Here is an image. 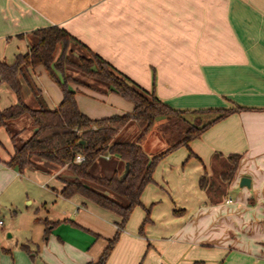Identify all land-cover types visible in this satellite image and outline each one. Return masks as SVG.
I'll use <instances>...</instances> for the list:
<instances>
[{
	"label": "crops",
	"instance_id": "obj_1",
	"mask_svg": "<svg viewBox=\"0 0 264 264\" xmlns=\"http://www.w3.org/2000/svg\"><path fill=\"white\" fill-rule=\"evenodd\" d=\"M48 25L64 28L173 108H243L163 156L122 227L114 211L60 193L71 176L66 164L40 159L22 173L7 166L13 147L30 135L25 117L7 121L0 127V264H93L114 234L103 264H264V0H0V60L25 54L27 34ZM60 51L58 45L54 58ZM27 70L54 109L62 97L57 83L42 65ZM68 73L76 106L89 118L131 111L132 103L104 84ZM19 82L22 100L36 107L30 87ZM15 101L0 82V109ZM138 132L131 122L115 140ZM149 132L143 149L164 148ZM214 153L239 158L225 193L211 202L198 179L221 163ZM119 169L109 154L89 167L105 176ZM242 177L248 186L239 185Z\"/></svg>",
	"mask_w": 264,
	"mask_h": 264
},
{
	"label": "trees",
	"instance_id": "obj_2",
	"mask_svg": "<svg viewBox=\"0 0 264 264\" xmlns=\"http://www.w3.org/2000/svg\"><path fill=\"white\" fill-rule=\"evenodd\" d=\"M27 41L28 50L25 54L15 55L10 64L0 60V82L9 86L16 99L14 104L0 109V127L5 126L9 120L28 115L30 126L35 131L13 147L12 155L5 164L14 167L19 173L27 167L37 168V161L40 159L57 166L66 164L71 176L63 181L60 193L64 196L78 193L114 211L120 216L119 227L124 225L131 208L140 203L139 194L143 186L151 181V172L163 156L180 146H187L190 140L198 137L212 123L243 108L240 105L191 110L173 108L115 71L106 60L57 25L31 30L27 34ZM69 42L85 49L88 55L77 56L76 60L67 57L65 50ZM58 45H61V51L54 58ZM37 65H42L47 70L61 90V100L54 109L45 106L29 77L28 67ZM65 67L104 84L107 91L131 102V111L97 119L89 118L76 106L75 91L67 86V82L74 81V78L64 74ZM19 78L30 87L36 98V107H29L22 100ZM209 113L213 116L204 120L203 116ZM131 122L139 127L135 139L115 140L117 132ZM152 126L156 128L165 147L148 153L143 149L141 141ZM76 153L83 157L79 162L74 161ZM102 154L116 156L121 162V169L124 162H128V171L122 179L118 178L121 169L111 176L95 175L89 171L94 160ZM217 158L221 159L219 163L222 166L220 169H213L217 173V184L213 181V173L207 175L203 172L198 179V185L205 189L211 202L218 201L225 193L224 188L236 167L239 155L222 156L214 153L212 161L215 162ZM45 223L48 224L49 221L45 220ZM46 232L47 226L44 235ZM116 236L114 234L108 239L93 264L104 263Z\"/></svg>",
	"mask_w": 264,
	"mask_h": 264
},
{
	"label": "rangeland",
	"instance_id": "obj_3",
	"mask_svg": "<svg viewBox=\"0 0 264 264\" xmlns=\"http://www.w3.org/2000/svg\"><path fill=\"white\" fill-rule=\"evenodd\" d=\"M68 48H70V49H68ZM70 50V51H69ZM65 55L67 56V57H69V58H72V59H74V60H76L77 59V56H87L88 54H87V52L86 51H84L83 49L81 50L78 46H76V45H74V44H72L71 42H69L68 44H67V48H66V50H65ZM72 71V69L70 68V67H65V71H64V74H66L67 73V71ZM74 72H76L75 70H73ZM78 73V75H79V80L80 79H83V80H91V78H89V77H86V76H84V75H82V74H80L79 72H77ZM68 74H70L72 77L74 76L73 75V73H68ZM78 78V77H77ZM213 116V114L212 113H209V114H207V115H205V116H203V119L204 120H207V119H209V117H212ZM28 130V129H27ZM150 132H149V137L148 138H153V140H155V143H159L157 140H159L160 138H158V136H155V135H158L157 134V131H156V128L154 127V126H152L151 128H150V130H149ZM147 137V136H146ZM155 137H156V139H155ZM216 162H218V164H219V162H221V159H219V158H217L216 159ZM217 164V163H216ZM222 166L219 164L218 166H216V168H214V170L215 169H219V168H221ZM212 178H213V181L215 182V184H217L216 182H217V173L214 171L213 172V176H212ZM1 216V215H0Z\"/></svg>",
	"mask_w": 264,
	"mask_h": 264
},
{
	"label": "water",
	"instance_id": "obj_4",
	"mask_svg": "<svg viewBox=\"0 0 264 264\" xmlns=\"http://www.w3.org/2000/svg\"><path fill=\"white\" fill-rule=\"evenodd\" d=\"M23 117H25L27 119V121H28V125L26 126V129H28L30 131V134H31V132L35 131V128L29 126V124H30V118L28 117V115H23ZM157 136H158V138H160L159 135H157ZM160 140H162V139L160 138ZM81 143H83V142L81 141ZM163 146H165V143L164 142H163ZM127 171H128V162H124V164L122 166V169L120 170V172L118 174V178L119 179H122L126 175ZM239 185H246V186H248L249 185V179L248 178H245V177L240 178Z\"/></svg>",
	"mask_w": 264,
	"mask_h": 264
},
{
	"label": "built area",
	"instance_id": "obj_5",
	"mask_svg": "<svg viewBox=\"0 0 264 264\" xmlns=\"http://www.w3.org/2000/svg\"><path fill=\"white\" fill-rule=\"evenodd\" d=\"M82 159H83V157H82V155H81L80 153H76V154H75V156H74V161H75V162H79V161H81ZM230 200H231L230 197L226 198V201H230ZM0 222H1V220H0Z\"/></svg>",
	"mask_w": 264,
	"mask_h": 264
}]
</instances>
